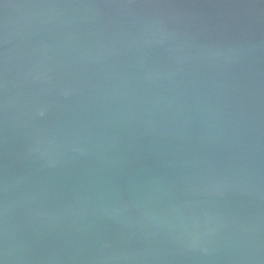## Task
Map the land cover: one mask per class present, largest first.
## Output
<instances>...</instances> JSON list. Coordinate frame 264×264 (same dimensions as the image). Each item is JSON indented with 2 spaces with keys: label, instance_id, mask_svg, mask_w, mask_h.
Instances as JSON below:
<instances>
[{
  "label": "water",
  "instance_id": "95a60500",
  "mask_svg": "<svg viewBox=\"0 0 264 264\" xmlns=\"http://www.w3.org/2000/svg\"><path fill=\"white\" fill-rule=\"evenodd\" d=\"M0 264H264V0H0Z\"/></svg>",
  "mask_w": 264,
  "mask_h": 264
}]
</instances>
